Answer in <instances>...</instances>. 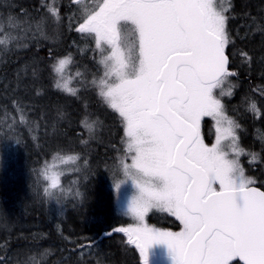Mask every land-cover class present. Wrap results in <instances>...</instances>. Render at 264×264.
<instances>
[{
  "label": "snow or ice",
  "instance_id": "obj_1",
  "mask_svg": "<svg viewBox=\"0 0 264 264\" xmlns=\"http://www.w3.org/2000/svg\"><path fill=\"white\" fill-rule=\"evenodd\" d=\"M69 4L76 20L69 25L95 42L100 68L90 80L79 69L70 73L74 61L68 55L54 58L51 70L58 90L76 96L79 88L70 86L73 80L79 87L95 88L120 118L124 147L111 171L117 202L125 199L126 213L136 223L114 231L127 236L142 264H153L160 250L171 264H264V191L245 174L240 160L247 155L253 163L258 156L239 146L240 125L226 114L223 102L233 94L232 88L224 90L225 83L237 75L229 70L226 52L234 43L231 4L217 0L91 4L69 0ZM44 7L47 18L63 22L55 0ZM9 24L20 27L13 17ZM242 55L250 65L252 57ZM249 109L257 110L254 101H249ZM205 116L217 124L211 146L201 135ZM82 124L93 130L87 117ZM79 159L60 157V165H75ZM60 165L46 163L37 171V183L44 181L43 196L57 204L68 196H81L75 180L69 188L61 184V176L80 173L81 167ZM153 211L174 217L182 229L150 226L146 217Z\"/></svg>",
  "mask_w": 264,
  "mask_h": 264
},
{
  "label": "trees",
  "instance_id": "obj_2",
  "mask_svg": "<svg viewBox=\"0 0 264 264\" xmlns=\"http://www.w3.org/2000/svg\"><path fill=\"white\" fill-rule=\"evenodd\" d=\"M46 3L53 0L7 5L0 12V24L5 26L9 17H20L21 10L36 19L37 12L46 14ZM61 3L64 19L60 30L47 35L28 33L16 45H0V264H99L100 260L104 264H142L127 236L114 231L136 223L119 212L113 188L111 169L124 147L120 118L95 88L79 87L73 80L70 86L79 91L71 96L55 87L54 58L78 56L79 48L85 50L84 57L92 43L68 28L65 17L71 6L69 0ZM229 4L234 43L226 52L229 70L237 75L228 78L233 94L223 102L228 115L240 125L243 149L258 156L253 163H249L250 156L241 157L245 174L264 190V0H229ZM243 52L252 57L250 65ZM80 60L69 70L85 72L87 64L90 80L100 68L98 59ZM249 101L255 102V112L249 109ZM85 117L93 125L92 131L82 124ZM210 127V119L203 118L201 135L206 144L212 142ZM68 155L80 157L77 165L87 160L80 173L61 176L65 188L72 187L75 180L81 196H68L57 204L43 196L44 181L41 178L37 183V171L46 163L60 165V157ZM60 166L71 168L72 164ZM151 220L154 223L149 225L158 229H182L165 212Z\"/></svg>",
  "mask_w": 264,
  "mask_h": 264
},
{
  "label": "rangeland",
  "instance_id": "obj_3",
  "mask_svg": "<svg viewBox=\"0 0 264 264\" xmlns=\"http://www.w3.org/2000/svg\"><path fill=\"white\" fill-rule=\"evenodd\" d=\"M21 0H0V12L3 11L4 7L7 8V5L10 7L12 5H17L18 3H20ZM218 3L222 4V5H228L229 4V0H217ZM56 3L61 6V0H56ZM88 3L91 4L92 3V0H88ZM8 7V9H9ZM70 15H67L66 18V21H68V28H70L71 26L69 25V21L71 20L72 21V24H74L76 22L75 20V16H74V13L73 11L71 10L70 12ZM37 14L39 15L36 19L33 18L34 16L33 15H30L26 10H21V14H20V17H17L16 19L20 22V27H13V26H10L9 24V19L7 20L5 26H3V29L4 31L3 32H0V40H3V45L5 44L6 46H9V44L11 43H15V45L17 44V41L19 39H22L26 34H38V35H47V32L51 31V30H60L61 29V26L63 24L60 23V24H57L55 23L53 20L47 18V15L46 14H42V13H38ZM14 18V17H13ZM41 21H43V23L40 24V28L39 30L37 29V24L40 23ZM27 22V23H25ZM29 25H31V28H29ZM49 38V36H48ZM78 38V36H77ZM79 38L83 41H90V42H93L94 41L90 38V37H85L83 35H79ZM2 43H0L1 45ZM85 50L84 49H80L78 50L79 52V55L78 56H72L73 58V61H74V64L75 63H78L79 61H81L80 59H83L85 57L82 58V54ZM76 55V54H75ZM88 65L87 64H84V70L85 72L88 71ZM71 70V71H70ZM69 70L70 73H74L77 68H71ZM230 88V86L225 83L224 85V90L227 91L228 89ZM217 93L220 92V89H216L215 90ZM227 97V96H226ZM224 97V98H226ZM223 98V100H224ZM226 114L228 115V113L226 112ZM229 117H231L230 115H228ZM206 118H209L210 121H211V127H210V132H211V143L208 144L209 146H211L212 144L215 143V139H216V136H217V124H216V121L210 117V116H205ZM203 117V118H205ZM202 118V119H203ZM232 118V117H231ZM103 132H106L107 130L106 129H102ZM224 143H228L227 141H225ZM239 146L243 148V145H242V142L241 140L239 139ZM242 157V156H241ZM241 160V158H240ZM242 164V163H241ZM75 166H79L81 167V169L84 168V164L83 163H80L79 165L75 164V165H72L71 167H75ZM61 168H65V167H62L60 166ZM58 170V169H56ZM113 188H114V182H113ZM115 191V190H114ZM132 190L129 189V192H131ZM116 195V193H115ZM116 204H117V208L119 210V212L121 214H123L126 219H132L135 221L134 217L131 215V214H127L126 213V210H125V199H121L120 202H117V199H116ZM159 213H163V212H158V211H153V212H150L148 214V216L146 217V222L148 224H150L151 222L154 223L151 219L155 218L156 215H159ZM136 222V221H135ZM152 227H155V226H152ZM156 228V227H155ZM158 254H163V251L160 250L158 251ZM99 264H104L101 262H99ZM153 264H158L156 262L153 261Z\"/></svg>",
  "mask_w": 264,
  "mask_h": 264
},
{
  "label": "flooded vegetation",
  "instance_id": "obj_4",
  "mask_svg": "<svg viewBox=\"0 0 264 264\" xmlns=\"http://www.w3.org/2000/svg\"><path fill=\"white\" fill-rule=\"evenodd\" d=\"M94 56L96 57L95 59H99L97 55V50L95 48V42L94 43L92 42L87 48L86 55H84L85 58H83V54H82V58L83 59H94Z\"/></svg>",
  "mask_w": 264,
  "mask_h": 264
},
{
  "label": "water",
  "instance_id": "obj_5",
  "mask_svg": "<svg viewBox=\"0 0 264 264\" xmlns=\"http://www.w3.org/2000/svg\"><path fill=\"white\" fill-rule=\"evenodd\" d=\"M228 67H229V63H228ZM256 187L259 188L260 190L264 191L260 187H258V186H256ZM154 262H156L158 264H171L170 260L167 258V256L164 253L163 254L157 253L156 257L154 258Z\"/></svg>",
  "mask_w": 264,
  "mask_h": 264
}]
</instances>
